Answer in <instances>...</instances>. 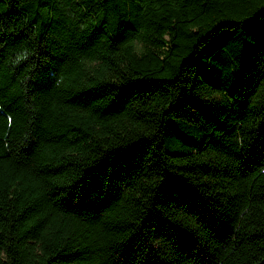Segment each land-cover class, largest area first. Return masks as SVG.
Listing matches in <instances>:
<instances>
[{
    "label": "trees",
    "instance_id": "trees-1",
    "mask_svg": "<svg viewBox=\"0 0 264 264\" xmlns=\"http://www.w3.org/2000/svg\"><path fill=\"white\" fill-rule=\"evenodd\" d=\"M0 264H264V0H0Z\"/></svg>",
    "mask_w": 264,
    "mask_h": 264
},
{
    "label": "clouds",
    "instance_id": "clouds-1",
    "mask_svg": "<svg viewBox=\"0 0 264 264\" xmlns=\"http://www.w3.org/2000/svg\"><path fill=\"white\" fill-rule=\"evenodd\" d=\"M25 52H27V51H25ZM26 57L24 56V55H21V56H18L17 57V62H19L20 60H23V59H25Z\"/></svg>",
    "mask_w": 264,
    "mask_h": 264
}]
</instances>
